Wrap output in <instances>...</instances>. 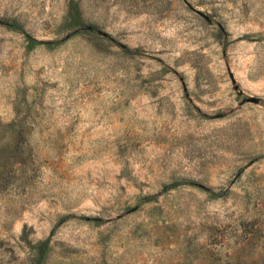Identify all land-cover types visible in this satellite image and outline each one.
<instances>
[{
    "label": "rangeland",
    "instance_id": "obj_1",
    "mask_svg": "<svg viewBox=\"0 0 264 264\" xmlns=\"http://www.w3.org/2000/svg\"><path fill=\"white\" fill-rule=\"evenodd\" d=\"M0 264H264V0H0Z\"/></svg>",
    "mask_w": 264,
    "mask_h": 264
},
{
    "label": "trees",
    "instance_id": "obj_2",
    "mask_svg": "<svg viewBox=\"0 0 264 264\" xmlns=\"http://www.w3.org/2000/svg\"><path fill=\"white\" fill-rule=\"evenodd\" d=\"M68 16L75 21L76 23L79 22V13L77 10V5L75 4L74 1H70L69 2V6H68ZM80 23V22H79ZM81 25V24H80ZM80 30H84L86 29L85 26H82L81 28H79ZM30 42L32 43H36L34 42V40H31Z\"/></svg>",
    "mask_w": 264,
    "mask_h": 264
}]
</instances>
